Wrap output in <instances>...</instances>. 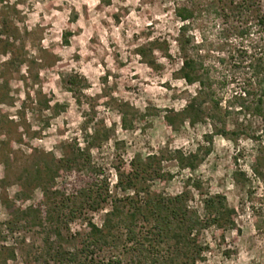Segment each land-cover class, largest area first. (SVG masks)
<instances>
[{"label": "rangeland", "instance_id": "374dc122", "mask_svg": "<svg viewBox=\"0 0 264 264\" xmlns=\"http://www.w3.org/2000/svg\"><path fill=\"white\" fill-rule=\"evenodd\" d=\"M176 6L198 10L188 35L226 106L245 87L247 55L264 48L255 6L237 15L225 0H0V229L15 208L43 200L45 212H56L59 198L42 199L35 171L51 156L59 158L68 145L82 147L91 135L96 145L92 160L108 170L114 196L122 194L115 188L116 170L127 173L131 162L153 155L162 178H145L139 189L167 195L186 191L195 207L205 195L226 197L236 210L239 233L204 232L208 251L202 264H264L263 241L252 228L241 190L230 180L232 156L241 150L238 164L245 169L253 144L241 138L234 146L214 135L209 154L202 157L203 136L212 133L210 121L191 125L178 114L196 86L177 75ZM259 6L264 9V2ZM241 30L246 32L238 35ZM140 46L150 52L152 65L136 55ZM239 124L254 132L260 127L257 119L235 113L225 120L229 130ZM176 151L197 152L195 168L178 167ZM106 210L103 206L90 214L92 222L99 225ZM43 217L42 224L19 223L7 238L5 245L14 251L7 264H45L44 242L55 245L57 239L51 218ZM67 228L70 235L82 233L84 223L79 218ZM61 234L58 241L67 249L72 243L65 230Z\"/></svg>", "mask_w": 264, "mask_h": 264}, {"label": "trees", "instance_id": "16d2710c", "mask_svg": "<svg viewBox=\"0 0 264 264\" xmlns=\"http://www.w3.org/2000/svg\"><path fill=\"white\" fill-rule=\"evenodd\" d=\"M225 1L230 5V12L237 15L255 6L256 23L264 39V9L259 6V2L264 0ZM197 11L191 6L173 8L179 22L175 40L180 56L177 75L186 85L196 86L194 95L178 114L191 125L205 118L210 121L212 133L203 136L206 146L202 157L209 154L214 135L230 141L234 146L241 138L253 144V155L245 169L238 164L243 152L236 150L232 156L230 180L234 187L241 190L252 228L264 245V48L259 54L247 55L245 70L249 77L245 87L233 94L226 106H221V100L212 88L208 68L198 59V47L188 35ZM212 12L216 13V10ZM245 32L241 30L237 33L242 35ZM63 43H67L65 37ZM238 53L246 55V52ZM136 55L147 65H152L153 62L147 60L150 52L146 54L144 46L137 48ZM164 57H170L166 51ZM68 82L75 83L71 79ZM206 106H209L208 109ZM234 113L257 119L260 123L258 131L254 132L250 125L242 124L229 130L225 120ZM166 122L171 126L167 117ZM88 138L89 141L84 140L82 147L75 143L68 145V150L59 158L51 156L49 162L36 169L37 187H40L42 199L59 198L58 204L53 206L56 212H45L43 200L24 209L15 208L12 218L4 222L0 229V264L14 259L13 248L5 242L16 231L17 225L42 224L45 215L51 218L50 230L57 239L55 245L48 240L44 242L45 264H202L208 251V246L201 239L204 232L212 230L220 235L229 231L239 233L235 228L236 210L228 205L222 194L205 195L199 207H195L190 204L186 191L167 195L139 189V181L145 178H162L158 163L154 166L156 158L153 155L140 162H131L127 173L116 170L115 188L122 194L112 195L109 172L92 160L95 139L91 135ZM175 154L176 165L188 170H193L195 162L200 159L197 152L183 155L176 151ZM56 179L59 180L58 187L55 186ZM44 182L53 192L48 191L50 187ZM190 185L194 190L200 189L196 181ZM103 206H108V210L97 225L89 215ZM79 218L84 223L83 232L70 235L68 224ZM62 229L72 243L67 249L60 244Z\"/></svg>", "mask_w": 264, "mask_h": 264}]
</instances>
